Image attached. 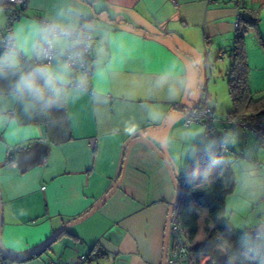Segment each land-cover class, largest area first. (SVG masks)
<instances>
[{
	"label": "crops",
	"instance_id": "obj_1",
	"mask_svg": "<svg viewBox=\"0 0 264 264\" xmlns=\"http://www.w3.org/2000/svg\"><path fill=\"white\" fill-rule=\"evenodd\" d=\"M60 9L71 10L73 30L89 25L93 72L89 79L72 72L64 98L48 110L26 108L12 93L14 78H0V243L6 254L20 258L34 251L90 211L117 183L128 143L143 136L167 157L176 177L198 152L221 145L235 178L224 222L239 241L264 247V145L259 141L251 151L250 133L228 124L226 116L209 131L184 123L205 79L217 114L207 74L213 76L214 61H228L240 12L261 9L257 26L245 35V49L249 89L256 98L264 96V0H239L237 6L232 0H29L13 33L27 47L34 24L69 21L57 16ZM5 26L0 2V34ZM21 55L25 68L41 59ZM90 139L96 141L93 151ZM24 144L29 146L8 161V151ZM173 197L163 160L140 141L103 207L48 250L13 264H78L94 247L93 261L82 264H161Z\"/></svg>",
	"mask_w": 264,
	"mask_h": 264
},
{
	"label": "trees",
	"instance_id": "obj_2",
	"mask_svg": "<svg viewBox=\"0 0 264 264\" xmlns=\"http://www.w3.org/2000/svg\"><path fill=\"white\" fill-rule=\"evenodd\" d=\"M260 11L242 12L246 18L236 29L228 54L227 87L232 106L226 122L230 125L259 123L264 126V96L256 98L249 89L245 49V34L257 26ZM258 140L264 145V137ZM177 181L180 194L176 216L194 264H264V247L242 243L230 225L222 221L225 199L234 190L235 178L223 158L221 145L198 152ZM94 249L87 258L84 257L85 262L93 261ZM33 257L13 260L0 254V264H13Z\"/></svg>",
	"mask_w": 264,
	"mask_h": 264
},
{
	"label": "clouds",
	"instance_id": "obj_3",
	"mask_svg": "<svg viewBox=\"0 0 264 264\" xmlns=\"http://www.w3.org/2000/svg\"><path fill=\"white\" fill-rule=\"evenodd\" d=\"M57 16L69 17V21L61 19L34 24L26 38L30 41L27 47L21 42V34L14 32L9 37L11 45H6L0 52V78H14L12 93L17 100L24 102L26 108L51 109L64 98L65 90L72 81L71 56L55 64L41 63L31 68H25L21 61L23 52L43 56L50 50H58L63 55L79 43L72 37L74 24L70 20L71 10L60 9Z\"/></svg>",
	"mask_w": 264,
	"mask_h": 264
},
{
	"label": "built area",
	"instance_id": "obj_4",
	"mask_svg": "<svg viewBox=\"0 0 264 264\" xmlns=\"http://www.w3.org/2000/svg\"><path fill=\"white\" fill-rule=\"evenodd\" d=\"M235 5H238L239 0H232ZM1 4L6 9V26L3 32L0 34V52H3L6 45L10 46L12 41L9 39L13 34V26L23 16L24 10L27 8L29 0H0ZM246 16L242 12L239 13L236 22L235 29H238L242 19ZM47 21H42V24H47ZM72 37L79 41L78 44L72 46L68 51L64 52L63 55L59 54L58 50H50L46 55H41V59L36 63H48L55 64L60 60H68L71 56V63L73 72H80L84 74L88 79L92 75L93 65L90 56V48L93 40L92 31L89 25L84 22L80 27L72 31ZM21 55V59H22ZM74 87L87 88V85L78 84L74 82ZM202 94L198 101H196L187 111L185 118V125H191L194 123L202 124L205 128L213 129L217 122L214 110L209 105L208 95L206 91V85L202 87ZM8 116L11 118L12 113ZM240 126L254 135L257 139L264 137V126L259 123L255 124H244ZM88 146L93 151L96 149V141L94 139L88 140ZM47 161L46 157H43L42 164ZM85 262L84 257H80L77 261L78 264ZM48 264H64L60 260H52ZM166 264H194L189 246L187 245L183 232L181 230L180 223L176 216V208L174 209L173 215L170 219L169 227V247L166 257Z\"/></svg>",
	"mask_w": 264,
	"mask_h": 264
},
{
	"label": "water",
	"instance_id": "obj_5",
	"mask_svg": "<svg viewBox=\"0 0 264 264\" xmlns=\"http://www.w3.org/2000/svg\"><path fill=\"white\" fill-rule=\"evenodd\" d=\"M140 141L149 145L153 149L154 153L156 155H158L163 160V162H164V164L168 170V173H169V176L171 178V182H172V185L174 188V197L169 203V208H168V213H167V218H166V224H165V229H164V239H163V250H162V257H161V264H166V257H167V253H168V247H169L170 219L173 215L174 209L176 208V205L178 202V198H179V194H180V186L178 184L177 177L175 176L173 169H172L170 162L167 159V157L156 147V145L154 143L149 141L145 136L133 139L128 143V145L126 146V149H125V155H124V159H123V163H122L121 173H120V176H119L117 183L105 194V196L94 207H92V209H90V211H88L87 213H85L81 217L71 221L70 223L64 225L62 228H60L58 231H56L41 247L35 249L34 251H31V252L24 254L20 258H12V259L13 260H21V259H25L28 257L35 256L39 253H42L45 249L49 248L51 246V244L56 239H58L63 233L67 232L73 226L84 222L85 220L90 218L93 214H95L101 207H103L106 204V202L114 195V193L117 191L118 187L122 183L130 150L136 143H138ZM28 146H29V144H24L20 147L10 149L8 151V161H13L15 154H17L18 152H20L24 148H27ZM1 209L2 208H1V204H0V233H1V222H2ZM0 254L8 257L6 252L3 250L1 243H0Z\"/></svg>",
	"mask_w": 264,
	"mask_h": 264
},
{
	"label": "rangeland",
	"instance_id": "obj_6",
	"mask_svg": "<svg viewBox=\"0 0 264 264\" xmlns=\"http://www.w3.org/2000/svg\"><path fill=\"white\" fill-rule=\"evenodd\" d=\"M261 31H262L261 32L262 36H264V24H261ZM246 39H247V41H250V38L248 36ZM220 62L221 61H219V62L214 61V68L212 71L213 76H210L209 74H207V77H209V79H210L209 94L211 97V101H213V103H212L213 106L215 105V107H216V112H217L216 117L218 119L220 116L225 117L227 110H230V108H231V103H230L231 101L229 100V97H228V87H227V78L228 77H227V71L226 70L228 69V61L226 60L223 65L220 64ZM204 83L206 85V79L204 80ZM249 137H250V139L248 140V142L250 141L249 142L250 146L253 148V149H251V151H255V150L259 149L260 148L259 140L254 135H252L251 133L249 134ZM232 143L235 144L234 141H232ZM229 148H231V147L229 146ZM225 154L228 155V150L225 151ZM252 154H253V152L248 153L246 155V157L247 158H253ZM222 221L224 222L223 217H222ZM75 227H77V225L72 227L69 230H73V228H75ZM244 244H247V243H244Z\"/></svg>",
	"mask_w": 264,
	"mask_h": 264
}]
</instances>
